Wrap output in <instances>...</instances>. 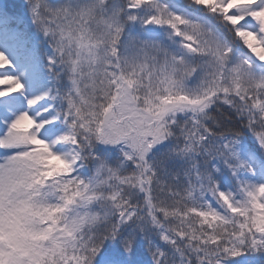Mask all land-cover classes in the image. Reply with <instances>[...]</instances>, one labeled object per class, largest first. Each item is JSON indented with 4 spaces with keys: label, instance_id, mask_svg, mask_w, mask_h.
Listing matches in <instances>:
<instances>
[{
    "label": "snow or ice",
    "instance_id": "1",
    "mask_svg": "<svg viewBox=\"0 0 264 264\" xmlns=\"http://www.w3.org/2000/svg\"><path fill=\"white\" fill-rule=\"evenodd\" d=\"M0 264H264V0H0Z\"/></svg>",
    "mask_w": 264,
    "mask_h": 264
},
{
    "label": "rangeland",
    "instance_id": "2",
    "mask_svg": "<svg viewBox=\"0 0 264 264\" xmlns=\"http://www.w3.org/2000/svg\"><path fill=\"white\" fill-rule=\"evenodd\" d=\"M17 3H19V0H16Z\"/></svg>",
    "mask_w": 264,
    "mask_h": 264
}]
</instances>
